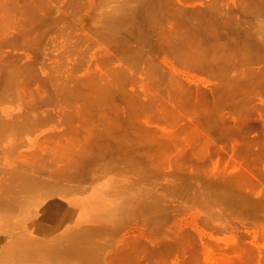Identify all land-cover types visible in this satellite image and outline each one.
Here are the masks:
<instances>
[{
  "label": "rangeland",
  "instance_id": "rangeland-1",
  "mask_svg": "<svg viewBox=\"0 0 264 264\" xmlns=\"http://www.w3.org/2000/svg\"><path fill=\"white\" fill-rule=\"evenodd\" d=\"M153 4L160 11L149 18L146 10ZM210 5L238 24L226 31L210 26L209 39L207 28L196 21L209 16ZM202 28L207 40L199 42L195 32ZM215 28L223 32L217 35ZM189 34L195 38H187ZM225 41L240 46L264 42V0H0V178L26 169L34 174L31 178L44 175L50 185L65 182L72 188L45 198L63 199L69 207L75 201V216L68 214L63 230L72 220L91 229L104 226L96 241L105 247L95 264H264V50L237 53ZM221 42L234 51L231 56L222 47L221 54H214L211 46ZM197 53L205 59L227 55L218 59L225 67L199 70L190 63ZM7 64L20 67L10 85ZM239 73V79L250 81L244 90L250 88L251 103L246 93L226 99V114L221 115L227 119L220 115L218 123L200 132L185 128L193 115L188 105L175 117L182 90L222 95L229 87L227 78ZM237 98L252 105L245 102L238 113L233 105ZM4 122L10 131L2 127ZM111 123H117L113 134L105 128ZM100 137L104 141L98 143L95 138ZM83 142L88 146L83 148ZM76 148H87L86 153ZM72 149L69 155L80 159L66 155ZM48 161L49 171H44L46 165L35 169ZM65 161L83 170L75 179L59 177L62 183L51 175ZM121 210L126 215L115 228ZM121 253L128 257L120 256V261Z\"/></svg>",
  "mask_w": 264,
  "mask_h": 264
},
{
  "label": "bare ground",
  "instance_id": "bare-ground-1",
  "mask_svg": "<svg viewBox=\"0 0 264 264\" xmlns=\"http://www.w3.org/2000/svg\"><path fill=\"white\" fill-rule=\"evenodd\" d=\"M159 7L157 6V5H155V4H153L152 6H150L149 7V10L147 9L146 10V12H147V16L149 17V18H154L155 16H157V14H158V11H160L159 9H158ZM210 10H209V16H207L205 19L204 18H202V19H200L199 21H196V24H199L198 26H202L204 29L205 28H207V30H205L207 33H205V31H203L204 29L202 28L201 30H196V37L199 39V42H200V40H201V38H204V39H206L204 36H201L203 33H205L204 35L205 36H207L209 39L211 38V32H210V26H213V25H217V26H221V27H225L224 29H225V31H226V28L228 27L229 28V26L230 25H232V24H234L235 22L229 17V18H227L226 16L224 17L223 15L221 16L220 14H222V13H219L216 9H215V11L216 12H218L217 14H216V12H214V10H213V7L210 5ZM114 10V9H113ZM115 11V10H114ZM136 12V11H135ZM115 13V12H114ZM207 13V12H206ZM207 13V14H208ZM135 14V13H134ZM205 13H203L202 15H204ZM112 15H114L113 14V12H112ZM112 17V16H111ZM225 18V19H224ZM201 20H203V21H201ZM201 21V22H200ZM235 24H238V23H235ZM196 26V25H195ZM199 28V27H198ZM228 28H227V30H228ZM236 28V27H235ZM214 29V28H213ZM240 30V29H239ZM238 30V31H239ZM243 30V29H242ZM242 30H241V32H242ZM215 34H217V35H219V32H223V30L221 29V30H219V28H215ZM247 31V30H246ZM188 32H190V30L188 31ZM198 32V33H197ZM249 32V31H248ZM248 32H246V33H248ZM245 33V34H246ZM194 34H192V35H190V36H186L187 38H195L194 37ZM250 34V33H249ZM242 35H243V33H242ZM247 35V34H246ZM245 35V36H246ZM251 36H253L252 35V33H251ZM250 37V36H249ZM248 36L246 37V38H249ZM189 38V39H190ZM204 39H203V41H204ZM227 39V38H226ZM207 40V39H206ZM229 40H230V38H229ZM250 40H251V38H250ZM254 40H256V39H254ZM261 40H263L262 38H261ZM202 41V40H201ZM245 41H246V39H245ZM244 41V42H245ZM259 41H260V39H259ZM226 42H229V41H225L224 43H226ZM236 42V43H235ZM235 42H229L230 43V45H229V43H227V48H230L231 46L233 47L234 45L236 46V48H233V50L234 49H236V50H238V49H243V50H246V52H247V49H249V48H251V49H249V50H256V52H258V51H263L264 50V42L262 43H260V42H256V43H254V42H252V43H248V44H244L243 46H240L239 45V43L237 42V41H235ZM243 42V43H244ZM223 44V42H221L220 44L218 43H216V44H213L211 47H213V52H214V54L216 53L217 55H218V52H219V54H221L220 53V51H218V49L219 50H221V47L222 48H224L226 51L228 50V51H230L229 49H227L225 46H226V44H224V45H222ZM222 45V46H221ZM256 45V46H255ZM229 46V47H228ZM210 47V48H211ZM232 47H231V49H232ZM239 47V48H238ZM223 51V50H222ZM240 51H242V50H240ZM251 51V52H252ZM203 53H205L204 51H202ZM225 52V51H224ZM232 52H234V51H230L229 52V54H230V56L232 55L231 53ZM239 52V50L237 51V53ZM253 52H255V51H253ZM227 53V52H226ZM237 53H235V54H237ZM242 53V52H241ZM244 53V52H243ZM249 53H250V51H249ZM198 54V53H197ZM225 54V53H224ZM234 54V58H235V56H237V55H235ZM252 54V53H251ZM199 56H196V54H195V56L190 60V63L191 64H193V67H196V68H201V70L202 69H206V70H208V71H210V72H213L212 70L213 69H219V67L220 68H222L223 66L225 67V65L223 64H221L222 63V61H221V65L218 63V59H219V57H221V55H219V57L218 58H206L205 59V57H207V56H205V55H203V54H198ZM222 55H223V53H222ZM242 55H245V54H242ZM248 55V54H247ZM258 55H260V54H258ZM225 56V55H224ZM224 56H223V58H224ZM227 56V55H226ZM225 56V57H226ZM229 57V56H228ZM222 58V57H221ZM220 58V59H221ZM222 58V59H223ZM225 59V58H224ZM217 60V61H216ZM227 61H229V59H226ZM226 60H224L225 62H226ZM241 60V59H240ZM244 60H246V59H244ZM250 60V59H249ZM231 61V60H230ZM235 61V60H234ZM233 61V62H234ZM239 61V58H238V60L236 61V62H238ZM216 62V63H215ZM225 62H223V63H225ZM232 62V61H231ZM248 62V61H247ZM244 63H246V62H244ZM243 63V64H244ZM6 64V63H5ZM227 64V63H226ZM229 64H230V62H229ZM233 65H234V63H232ZM236 64V63H235ZM8 65V64H7ZM228 65V64H227ZM219 66V67H218ZM229 66V65H228ZM230 66H231V64H230ZM5 67H6V65H5ZM18 67V66H17ZM233 67H235V68H238L237 67V64H236V66L234 65ZM7 68L9 69V75H8V81H7V83H9V85H10V83L12 82V80L15 78V72H18V70H20V69H18V68H20V67H18L17 68V70H15L16 69V67H15V69L13 68V69H10L11 68V66H10V68H9V65L7 66ZM227 68V67H226ZM225 68V69H226ZM232 68V67H231ZM6 68H4V70H5ZM224 68H223V70H225ZM229 69V68H228ZM233 69V71H234V73L236 72L235 70H234V68H232ZM200 70V69H199ZM237 70V69H236ZM240 70V69H239ZM203 71V70H202ZM205 71V70H204ZM231 72H232V70H230ZM241 71V70H240ZM243 71V70H242ZM7 72V71H6ZM238 72V71H237ZM8 73V72H7ZM228 74H230V73H228ZM237 75H238V73H236ZM236 74H235V76L234 75H232L233 77H229V78H231L230 80H229V78H227L228 79V82H229V87L228 88H232V87H230L231 85L230 84H233V85H235V86H233V88L231 89V90H229L228 88H227V90H229V91H227V90H225V91H222L223 92V94L221 93V92H219V94H222V95H218V92H212V97H210V96H208V95H206V94H203V93H199V92H195V90L193 91V89H190V88H186V90H182V92H184L185 91V95H184V97H182L181 99H180V101H179V103H180V106H177V108H175L174 107V113L176 114H174L175 115V117L177 116V118L178 117H181L182 115H183V113L181 112L182 110H185L186 108V105H188L189 107L188 108H191L190 110L191 111H193V115H192V118H190V122H189V124L187 125V126H185V128H190V130H192L193 131V133L194 132H200L201 131V129L202 130H206L205 129V127H209V126H211V124H214V123H218L217 122V120H218V116H219V118L222 116V115H225L226 114V110L225 111H222V109L224 110V106H225V104H226V99H228V98H233V99H235V97H237L238 95H240L241 93H243V95H244V93H246V94H249L248 96L250 97L249 99H247V100H250L249 102L251 103V97L253 96V94L251 95L248 91L250 90V88H249V90H244L245 88H247L249 85V83L247 84V82L249 81V79L248 78H245V79H239V77L241 76L240 75V73H239V76H236ZM242 74V76H244L245 74H243V73H241ZM230 76H231V74H230ZM245 76H248L247 74L245 75ZM244 76V77H245ZM264 76V75H263ZM11 77V78H10ZM244 77H242V78H244ZM250 78V77H249ZM259 78H261V77H259ZM12 79V80H11ZM225 79V78H224ZM223 79V80H224ZM11 80V82H9ZM226 80V79H225ZM261 80H263V79H261ZM259 81H260V79H259ZM227 82V81H226ZM225 82V84H227ZM231 82V83H230ZM250 82V81H249ZM264 82V81H263ZM13 83V82H12ZM252 83V82H251ZM259 83H262L261 81L259 82ZM223 84V83H222ZM221 84V85H222ZM264 84V83H263ZM8 85V84H7ZM8 85V86H9ZM253 86V85H252ZM226 88V85H225V87H224V89ZM222 90V89H221ZM251 91V90H250ZM253 92V91H252ZM251 92V93H252ZM254 93V92H253ZM224 95H226V96H224ZM251 95V96H250ZM243 97V96H242ZM246 98V97H245ZM239 98H237V100H238ZM241 99H243V100H234L235 102H234V106H235V108L234 109H236V108H238L239 110L241 109L242 110V108L244 107L243 105H245V102H246V104H247V101L244 99V98H241ZM252 100H253V98H252ZM229 101V100H228ZM227 101V102H228ZM232 101V100H231ZM231 101H230V103H231ZM248 102V103H249ZM228 104V103H227ZM226 104V105H227ZM250 105H252V104H247V106H250ZM263 105V104H262ZM232 106V105H231ZM230 106V107H231ZM256 106V105H255ZM258 106H260V105H258ZM245 107H246V105H245ZM261 107V106H260ZM263 107H264V105H263ZM232 108H233V106H232ZM231 108V109H232ZM230 109V110H231ZM234 109H232V111L234 112ZM245 109V108H244ZM244 109H243V111H244ZM248 109H250L249 107H248ZM252 109H255L254 107H252ZM261 109H264V108H261ZM80 110V109H79ZM237 110V109H236ZM235 110V111H236ZM240 110V111H241ZM256 110V109H255ZM77 111V110H76ZM178 111H179V113H178ZM228 111V110H227ZM253 111V110H252ZM251 111V112H252ZM28 112V111H27ZM78 112V111H77ZM222 112H224L223 114H222ZM229 112V111H228ZM227 112V113H228ZM237 112H238V110H237ZM238 113H240V112H238ZM222 114V115H221ZM241 114H243V113H241ZM248 114H249V112H248ZM25 115H27V114H25ZM221 115V116H220ZM262 115V114H261ZM128 117H129V115H127ZM225 117H227V115L226 116H222V118H224V119H227V118H225ZM2 118V117H1ZM106 118V117H105ZM126 118V117H125ZM215 118H217L216 120H214ZM107 120H108V118H106ZM105 119V121L107 122V120ZM127 119V118H126ZM234 119V118H233ZM263 119V118H262ZM86 120V119H85ZM89 120V119H88ZM129 120H133L132 118H131V115H130V118H129ZM167 120H169V119H167ZM175 120V119H174ZM223 119H221V121H222ZM264 120V119H263ZM12 121V120H11ZM18 123H21L22 122V124L24 125V123H23V121H18V120H16ZM15 121V122H16ZM87 121V120H86ZM128 121V120H127ZM130 121V122H131ZM221 121L219 122L221 125H223V123H221ZM233 121H235V120H233ZM9 122V121H8ZM16 122V125L17 126H20V125H18V123ZM26 122H28V121H26ZM25 122V123H26ZM89 122V121H88ZM105 122V124H107V123H109V122H111V121H109V122H107L106 123ZM124 122H126V120H124ZM124 122H122V123H124ZM129 122V123H130ZM224 122V121H223ZM225 122H226V125L228 124L227 123V121L225 120ZM224 122V123H225ZM1 124L3 123L2 122V119H1V122H0ZM10 123H12V124H14V129H17L18 127H15V123L14 122H10ZM9 123V124H10ZM29 123V122H28ZM139 123V122H138ZM138 123H135V125L136 126H138V125H140L141 126V123L140 124H138ZM6 124V122H4V125ZM86 124V123H85ZM83 125V127L84 126H87V125ZM90 124V123H89ZM114 124H117V123H111L109 126H106L105 128H109L110 129V131H112V134H113V131H114ZM126 124H128V122L126 123ZM23 125H21V126H23ZM91 125V124H90ZM215 125V124H214ZM221 125L218 127V126H216V127H218L219 129H220V127H221ZM231 125H233V123L231 124L230 123V125L229 126H231ZM237 125V124H236ZM236 125H235V122H234V126H235V128H236ZM13 126V125H12ZM140 126H139V128H140ZM228 126V127H229ZM264 126V125H263ZM262 126V127H263ZM2 127H5L6 129L8 128L9 129V125L7 124V126L5 125V126H2ZM1 127V128H2ZM88 127V126H87ZM224 127V126H223ZM227 126L225 127V128H228ZM238 127V126H237ZM11 128V127H10ZM89 128H90V126H89ZM116 128V127H115ZM210 128V127H209ZM232 128V127H231ZM234 128V127H233ZM5 129V130H6ZM109 129H104V130H107V131H105L106 133L108 132V130ZM141 129V128H140ZM221 129H223V128H221ZM238 129V128H237ZM239 129H241V127L239 128ZM243 129V128H242ZM4 129H2V133H4V131H5ZM11 129H9V131H10ZM12 130H13V127H12ZM102 130V129H101ZM210 130V129H209ZM234 130V129H233ZM6 131H8V130H6ZM5 131V132H6ZM14 131V130H13ZM77 131H79L80 132V129L78 128L77 129ZM92 132H93V128H92V130H91ZM109 131V132H110ZM230 131H231V129H230ZM237 131H241V130H237ZM78 132V133H79ZM261 132H262V129H261ZM260 132V133H261ZM264 132V131H263ZM262 132V134H264ZM74 133H76L75 131H74ZM81 133V132H80ZM79 133V134H80ZM94 133H96V131H94ZM9 134V133H8ZM103 134V138L106 140L107 138H105V133L103 132L102 133ZM112 134H111V138H112ZM205 134V133H204ZM1 135V134H0ZM93 134H91V135H89L90 136V138H91V136H92ZM97 135H99L98 133H97ZM97 135H95V136H97ZM109 135H110V133H107V137H109ZM261 135V134H260ZM2 136H3V134H2ZM207 136V135H206ZM262 136H264V135H262ZM262 136H257L256 135V137L259 139V138H261ZM94 137V136H93ZM102 137H100V139H98L97 140V138H99V137H97V138H95L96 139V141H98V143H99V140L101 141V140H103L104 141V139L102 138ZM255 137V138H256ZM102 138V139H101ZM110 138V137H109ZM115 138V137H114ZM256 138V139H257ZM3 139V138H2ZM89 139V138H88ZM93 139L94 138H92V140L90 141V140H88V143H89V148H92L93 147V144L92 143H90V142H93ZM206 139V137L204 136V138H203V140H205ZM252 139V140H251ZM254 139V137L253 138H251L250 137V140L252 141V142H256V141H254L253 140ZM255 139V140H256ZM257 139V140H258ZM1 140V139H0ZM79 140V139H78ZM108 140H110V139H108ZM111 140H113V139H111ZM207 140H209V138L208 139H206V142H205V144L206 143H210V141L209 142H207ZM86 141V140H85ZM95 142V141H94ZM174 142H175V140H174ZM264 142V141H263ZM96 143V142H95ZM120 143V142H119ZM123 143V142H122ZM83 144L84 145H81L83 148H85V144L88 146V144L85 142H83ZM97 144V143H96ZM121 144V143H120ZM207 144V145H208ZM91 145V146H90ZM98 145V144H97ZM72 146V145H71ZM86 146V147H87ZM126 146V145H125ZM204 147H205V145H204ZM9 148H10V146H9ZM67 148V147H66ZM72 148V147H71ZM70 148V146L68 145V149H71ZM88 148V147H87ZM86 148V149H87ZM125 149H124V151L126 150V149H129V148H127V146L126 147H124ZM78 149V151H79V153H80V148H76L75 150H77ZM80 149V150H79ZM86 149H83V150H81V151H84V153H86ZM241 149H242V147H241ZM89 150H91V149H89ZM72 151V153H73V149L72 150H68V153L66 154V155H69V152H71ZM78 151H75V153H76V155L78 154L77 152ZM127 152L129 151L130 152V149L129 150H126ZM261 151H263V150H260L259 152H261ZM125 153V154H129V153ZM84 153H82L81 152V154L82 155H84ZM258 153V152H257ZM74 154V153H73ZM72 155V154H71ZM79 155V154H78ZM74 156V155H72V157L69 155L68 157H71L72 159H75L76 157L78 158V159H80V157H81V155L80 156ZM88 156V155H87ZM129 157H131V154L130 155H128ZM132 156H135V155H132ZM75 157V158H74ZM128 157V158H129ZM85 158H88V157H85ZM127 158V157H126ZM133 159L134 158H136V160H137V157H132ZM139 158V157H138ZM141 158H142V156H141ZM140 158V159H141ZM139 159V164L141 163V160ZM144 159V158H143ZM70 159H68V161H69ZM74 161H76V162H78L77 160H74ZM74 161H72V163L74 162ZM49 162V164H47V162H46V164H41V166H38L37 165V167H35L36 165L34 164L33 165V162H30L29 164L31 165H33L34 167H35V169L36 168H38V167H40V168H42L43 169V167L46 165V166H48V165H50V161H48ZM66 162V161H65ZM64 162V163H65ZM70 162H71V160H70ZM70 162H66L65 164H67V166L69 167V166H71V168H69L70 170H67V166H64L65 164L63 163V166H62V164L60 165V167H59V163L57 162H55L58 166H56V168H54V169H56V171H54V170H50V174L53 172V174L54 175H51V176H53V178H55L56 176L55 175H58V177H57V179H59V177L62 179V180H66V179H75V178H77V177H79V176H81V174H82V170L83 169H74V167H75V165L73 166V164L72 163H70ZM143 162V161H142ZM41 163H42V161H41ZM44 163H45V161H44ZM53 163V162H52ZM75 163V162H74ZM129 162L127 161V164H128ZM145 163V162H144ZM55 164V165H56ZM69 164V165H68ZM71 164V165H70ZM78 164V163H77ZM31 165V166H32ZM54 164H52V168L53 167H55V165L53 166ZM115 165V164H114ZM128 165H132L133 166V163H131V160H130V164H128ZM127 165V166H128ZM141 165V164H140ZM143 165V164H142ZM31 166H30V168H31ZM45 166V167H46ZM73 166V167H72ZM126 166V167H127ZM132 166H130V167H132ZM19 167V166H18ZM44 167V168H45ZM64 167V168H63ZM66 167V168H65ZM107 167H109V165L107 166ZM40 168H38V169H40ZM51 168V167H50ZM49 166L47 167V168H45L44 169V171L46 170V169H48L47 171H49ZM57 168H60V169H57ZM119 168V167H118ZM122 168H124V171L126 170L125 169V165H124V167H122ZM127 168H129V167H127ZM135 168V167H134ZM12 169V168H11ZM38 169H36V170H38ZM42 169H41V171H39L41 174H42ZM62 169V170H61ZM64 169V170H63ZM111 169H113V167L111 168ZM115 169H117L116 168V166H115ZM130 169V168H129ZM3 170H7L6 172H8V169H2V172H3ZM9 170H10V168H9ZM15 170V169H14ZM13 170V171H14ZM20 170V169H19ZM58 170V171H57ZM60 170V171H59ZM119 170H122L123 171V169H121V168H119ZM119 170H117V172L119 171ZM12 171V172H13ZM21 171V170H20ZM23 171H25L26 172V174H28V172L26 171V169L25 170H23ZM46 171V172H47ZM86 171V170H85ZM112 171H114V170H112ZM124 171H123V173H124ZM1 172V173H2ZM5 171L3 172V173H6ZM11 172V170H10V173L9 174H11L10 176L8 175L4 180H2L1 178V180L2 181H0V219H4L2 222H0V264H35V262L34 263H32L31 261V259H34L37 263L36 264H90L91 262H93L92 264H95L94 263V258H96L97 259V257H100V250L103 248V247H105V246H102V245H100V243H102V242H100V243H98L97 241H96V239H97V237H99V236H97L101 231H102V229H103V227L104 226H92V229H91V227L89 228L88 226H90V224L87 226V227H85V226H80V225H78L77 223H75L74 222V220H72L71 222H69L67 225H66V228H65V230H63V226H64V222L67 220L66 218H68V214L69 213H71L72 214V217H74L75 216V212H74V210H75V201L74 200H72V202H74V204H73V206H71V207H69L67 204H65L64 202H62V200H59V199H54V200H48V199H46V198H48V196H50V195H47V194H51V196H56V195H59V194H57L58 192L60 193V194H64L66 191H68V190H70L69 188L70 187H68V185H64V184H66L65 182H64V184L62 185H60L59 186V182H58V186L55 184V183H51V185L50 184H48V183H46L45 182V179H43V178H41V177H43V176H39V179L41 178L42 180H39L38 179V177H34V178H31V177H33L34 176V174H28V175H26L25 174V172H23L24 173V175H23V173L22 174H20L19 172H18V170L16 171V173L15 172H13L12 173ZM18 172V173H17ZM38 172V173H39ZM45 172V173H46ZM58 172V173H57ZM84 172V171H83ZM134 172V171H133ZM2 173V174H3ZM128 174L130 173V172H127ZM8 174V173H7ZM16 174H18V175H16ZM111 174V173H110ZM1 175V174H0ZM3 175H5V174H3ZM29 175H31V176H29ZM40 175V174H39ZM47 175H49V174H47ZM85 175H86V173H85ZM84 175V173H83V175L82 176H85ZM45 176H46V174H45ZM4 177V176H3ZM46 177H48V176H46ZM50 177V176H49ZM49 177H48V179H49ZM52 178V177H51ZM50 178V179H51ZM52 178V180L51 181H55V179H53ZM64 178H66V179H64ZM7 179V180H6ZM6 180V181H5ZM61 180V181H62ZM57 181V180H56ZM58 181H60V179L58 180ZM60 181V182H61ZM140 181V180H139ZM62 183H63V181H62ZM135 183H136V181H135ZM134 183V184H135ZM128 184V183H127ZM130 184V183H129ZM52 185L54 186V187H52ZM125 185V184H124ZM123 185V186H124ZM57 186V187H56ZM44 188V190H43V188ZM45 189H47V191L45 190ZM42 190V191H41ZM71 190H72V188H71ZM70 190V191H71ZM14 191V192H13ZM45 191H46V193H45ZM88 191V190H87ZM91 191V190H90ZM69 192V191H68ZM68 192H67V194H65L66 196H68L69 194H68ZM72 192H74V191H72ZM70 193V192H69ZM75 193V192H74ZM83 193H85V192H83ZM54 194V195H53ZM73 194V193H72ZM71 195V194H70ZM46 197V198H45ZM75 199H77V196H75ZM91 199H93V198H91V197H89L87 200H91ZM67 200V199H66ZM67 202H68V200H67ZM34 203V204H33ZM33 204V208H32V205ZM36 205H38V208L36 209L35 208V206ZM35 208V209H34ZM116 206L114 205L113 206V209H115L116 210ZM104 213V212H103ZM70 215V214H69ZM110 215V214H109ZM124 215H126L124 212L122 213V210H121V216H120V218H118L116 221H114V227L116 228V227H118V221L119 220H121V221H123V216ZM80 216H82V215H80ZM111 216V215H110ZM55 218V219H54ZM76 218H78V217H76ZM113 219V218H112ZM95 221H100V220H95ZM106 222H105V219H104V222H103V225L105 224ZM84 225V224H83ZM92 225V224H91ZM110 226V225H109ZM107 228H108V226H106ZM106 228V229H107ZM62 229V231L61 232H59L60 230ZM105 229V228H104ZM111 229V228H110ZM105 231V230H104ZM104 231H103V233H104ZM108 232V231H107ZM114 232V231H113ZM112 232V233H113ZM105 234H107V233H105ZM109 234V233H108ZM99 235H101V234H99ZM113 235V234H112ZM60 236V237H59ZM62 236V237H61ZM104 236V235H103ZM102 244H104V243H102ZM127 253L129 252V251H126ZM125 252V253H126ZM118 254L119 255V258L117 257V259H119L120 261H121V257L120 256H123V255H125V257H128V256H126V254ZM129 253H131V252H129ZM128 253V254H129ZM140 253V252H139ZM138 252L137 253H135L136 255L137 254H139ZM132 255L134 254V253H131ZM131 254H129V256L131 255ZM134 254V255H135ZM141 254V253H140ZM124 257V256H123ZM125 257H124V259H125ZM102 258V257H101ZM104 258H106V257H104ZM113 258V257H112ZM99 259V261H100V258H98ZM127 260H129L128 258H126ZM31 260V261H30ZM112 260V259H111ZM110 260V261H111ZM122 260H123V258H122ZM74 261V262H73ZM95 261H98V260H95ZM102 261V260H101ZM103 263V262H102ZM99 264V263H98ZM101 264V263H100Z\"/></svg>",
  "mask_w": 264,
  "mask_h": 264
}]
</instances>
